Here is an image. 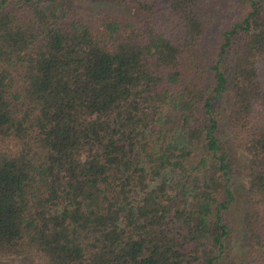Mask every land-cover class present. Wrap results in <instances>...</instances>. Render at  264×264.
I'll return each instance as SVG.
<instances>
[{"label": "trees", "instance_id": "trees-1", "mask_svg": "<svg viewBox=\"0 0 264 264\" xmlns=\"http://www.w3.org/2000/svg\"><path fill=\"white\" fill-rule=\"evenodd\" d=\"M83 1L0 0V264L233 263L230 147L264 264V0Z\"/></svg>", "mask_w": 264, "mask_h": 264}, {"label": "rangeland", "instance_id": "rangeland-1", "mask_svg": "<svg viewBox=\"0 0 264 264\" xmlns=\"http://www.w3.org/2000/svg\"><path fill=\"white\" fill-rule=\"evenodd\" d=\"M10 2H14L15 0H9ZM218 5H221L219 3ZM81 8L86 11L91 10H104V9H118L123 13L138 16L139 11L130 3H120L116 1L110 0H84L81 3ZM230 154L235 159V171L232 175V189L234 193V203L230 212V219L228 225L232 228V240H233V252L231 254V258L233 259V263L227 262V259H224V262L228 264H244L243 263V252L247 245V236L245 230L241 227L239 219H240V209L242 204L241 192H242V184L241 179L239 177L240 174V165L242 160V154L240 151L234 147L229 148Z\"/></svg>", "mask_w": 264, "mask_h": 264}]
</instances>
